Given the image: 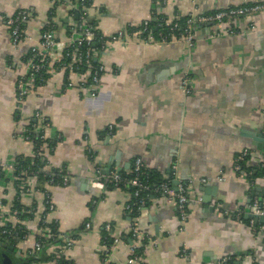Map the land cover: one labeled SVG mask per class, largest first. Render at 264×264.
Here are the masks:
<instances>
[{"label": "crops", "instance_id": "0c3cea01", "mask_svg": "<svg viewBox=\"0 0 264 264\" xmlns=\"http://www.w3.org/2000/svg\"><path fill=\"white\" fill-rule=\"evenodd\" d=\"M263 1L90 0L88 23L105 39L95 57L104 66L99 82L81 86L87 77L80 72L48 65L47 79L26 96L20 106L23 119L16 125L17 81L26 75L28 52L49 21L55 24L54 37L67 42L77 12L67 0L59 6L50 0H0V160L34 157L35 146L24 125L40 111L52 142L43 149V167L63 169L69 178L66 185H44L54 204L50 220L60 235L73 238L62 252L50 251L52 259L44 264H58L55 255L66 264H221L228 256L236 257L232 264H264V231L252 233L245 215L246 222H239L214 205L249 212L257 200L264 207V195H251L260 192L264 180L256 179L250 187L245 177L231 171L241 149L249 148L254 161L262 153L249 134L264 137V9L230 21L229 27L195 28L192 46L182 40L146 43L136 30L130 31L161 14H204ZM22 8L32 13L25 26L29 39L13 46L5 19ZM119 31L124 35L111 40ZM79 66L74 65L75 70ZM185 76L189 93L182 85ZM136 157L161 178L186 184L189 214L183 231L173 200L152 195L148 206L132 212L126 207L132 198L128 190L91 185L95 166L104 175L127 172ZM222 172L225 180L217 181ZM7 178L0 183L5 204L17 197L12 176ZM204 178L218 187L211 200L213 212L201 199ZM19 198L25 208L36 210L22 220L28 236L14 247L21 255L36 241L45 198L38 192ZM106 223L119 237L108 253L102 244ZM133 226L145 242H137L138 261L129 262L136 243ZM58 239L49 246L62 244Z\"/></svg>", "mask_w": 264, "mask_h": 264}, {"label": "built area", "instance_id": "2783aa9c", "mask_svg": "<svg viewBox=\"0 0 264 264\" xmlns=\"http://www.w3.org/2000/svg\"><path fill=\"white\" fill-rule=\"evenodd\" d=\"M53 6H59L65 3L63 0H50ZM71 5L76 6V14H77V22L75 24L74 30L72 31L73 35L69 37L67 42L59 41L54 37L53 29L51 27L44 28L40 33V39L37 45L31 47L30 55L26 60V67L27 72L24 77H21L17 81V96H18V107H17V115L18 112L20 113V106L22 107L23 101L26 96L30 95L35 88L37 87V79L39 78L42 81V78L38 77V73L40 74L42 71L48 70V65L50 64H59L63 68H68V70L73 71L75 70L74 65H81L84 67V70L80 72V75L83 77H87L85 83H81V86H86L87 83H90L91 86L96 85L102 73L104 72V66L102 63L97 61V63L93 64L92 59H95L98 56L100 48L95 47L96 41L101 39L103 44L105 43L104 36L97 31V29L88 23V12L87 7H84V0H67ZM82 7V8H81ZM264 9V1L263 2H255V3H247L240 6H230L218 9L212 13H204V14H195L189 13L187 15V19L185 24L180 27L177 21V15L169 19H158V26L162 28H168L169 31L179 30L180 33L178 37H172L170 40L167 39V35L164 34L163 31H159L157 37H154L151 34L141 36L146 31L147 22L144 21L142 29H137L135 32L139 34L143 39V42L146 43H157V44H168L170 42L175 41H185L188 45L192 46L195 42V35L194 31L195 28H200L206 26V29L214 28L216 26L225 25L229 27L230 21L242 18L248 15H251L259 10ZM32 13L26 9L22 8L14 13L12 16H8L5 19L6 24L9 27L10 33V40L13 46H18L24 41L28 40V35L26 33V23L31 18ZM211 26V27H210ZM144 27V28H143ZM215 33V32H214ZM124 33L121 31L117 32L116 35L111 37V40H119ZM102 48V46H101ZM97 59V58H96ZM76 63V64H75ZM47 67V68H46ZM189 77L185 76L182 82L184 91L189 93L191 90ZM87 82V83H86ZM67 85L71 86L70 81L66 82ZM264 117V109L262 111ZM33 120L31 124V128H25L24 132H33L37 133V138L42 141L43 143L39 144L38 141L34 142V146L36 147L38 143V148L34 150V156L41 155L42 151L45 147L44 141L48 139V128L49 123L46 118L42 115L40 111H34L32 116L28 118V120ZM16 125H20L21 120L20 116L15 120ZM113 125H109V128L112 129ZM29 137V133L26 134ZM251 151L249 148L241 149L238 154L234 158V162L231 166V171L236 174H240L246 178L247 173L243 170V166L245 167H252L264 170V151L260 154L259 158L254 161L252 160ZM46 165V164H45ZM133 171L137 174L144 173V169L147 166L144 165L143 159L141 157H136L132 163ZM29 166L24 169H20V167H16V161L13 159H5L0 160V175L5 174L12 176V179L15 183V187L17 190V198L19 196L25 195H33L34 193H43L44 194V209L40 214V221L45 222L50 220L51 213L54 209V204L52 199L49 195L48 189L44 188V185L48 187V185H52L55 177L58 175L61 176L62 185H66L69 183V178L66 173H64L63 169H60V173H56L50 171L48 168L43 169H36L32 171H28ZM18 171V172H17ZM40 173L45 178L40 177ZM94 178L92 179L91 185L93 187L103 189L108 186H131L135 187L136 190L133 192V197H136L132 202H129L126 207L129 210H132L133 207H136L138 211L143 210L145 208V198L140 197L141 191H149L154 194H159L164 196L166 199L173 200L175 202V207L178 216V229L180 231L184 230L185 222L188 218V202L189 196L186 188V184L178 182L177 187L174 188L171 180L169 177L167 179L163 178V182L155 187H150L148 185H144L140 183L137 177L127 178L123 177L118 171H112L108 175H104L102 173V169L99 166L94 167ZM248 185L251 187L254 185L256 179L257 180H264V173L260 177L256 178H246ZM217 181H224L225 177L223 172L216 177ZM202 183H211L208 179H202ZM1 183V182H0ZM1 185V184H0ZM55 186V185H53ZM59 186V184H58ZM1 189V186H0ZM217 209L222 210V213L225 214L227 217L235 218L239 222H244L242 216L245 215V211L243 209H223L219 203H214ZM252 207H255V211L249 213L255 215H264V207L261 202L254 200L252 203ZM251 207V208H252ZM251 210V209H250ZM26 213L32 214L35 213L33 206H28L25 209ZM24 211V212H25ZM21 212L15 204V200L11 203H4L0 197V240L4 241V237L16 238L17 233L16 229L18 228L19 224H23L21 220ZM247 224L249 225L252 233L257 234V232L264 231V227L262 224H255L254 220L251 218L248 220ZM91 225L90 222H86L84 224V230L90 229ZM104 238L109 236L111 238V243L108 245L104 244L105 252H110L111 249L114 247L119 241V237L115 235L113 232V227L110 223H106L103 226ZM39 235L43 236L44 238H48L51 235L50 230L48 227H40L38 229ZM28 236V235H27ZM27 236L23 239L25 240ZM62 239V244L58 246H47L46 248L39 241H35L32 248H28L24 253L20 256L23 259L27 257L28 254H33L35 252L44 251L46 255L50 254V251L55 253L62 252L65 248L72 246L73 238L69 237L67 233L59 235ZM131 238L135 240V244H132L130 248V257L129 262L138 261V248L139 244L137 242L143 240L145 242V236L141 234L136 226L131 227ZM103 239V236H102ZM6 242V241H4ZM22 242V240L20 241ZM18 242V243H20ZM8 243V242H7ZM17 243V244H18ZM10 244V243H9ZM12 245V244H11ZM15 247V246H14ZM51 248V249H50ZM183 253H186V248L183 247L181 250ZM187 257L188 255H183ZM231 259H236V257L228 256L223 258L220 262L221 264H229ZM45 262L35 261L31 264H44Z\"/></svg>", "mask_w": 264, "mask_h": 264}, {"label": "trees", "instance_id": "16d2710c", "mask_svg": "<svg viewBox=\"0 0 264 264\" xmlns=\"http://www.w3.org/2000/svg\"><path fill=\"white\" fill-rule=\"evenodd\" d=\"M63 1H65V0H63ZM84 1H85L84 7L89 6L90 0H84ZM212 12H214V11H212ZM212 12H208V13H212ZM158 19H169V18L166 15H162L161 14L158 17H156L154 20H152V19L147 20L146 21L147 22L146 31L143 34H141V36L151 34L154 37H157L158 32L161 30V31L164 32V34L167 35V39H169V40L172 37H178V34L180 33L179 30L169 31L168 28H162L161 26H158L157 25L158 24ZM186 19H187V15L186 16H179L178 17L177 21H178L180 27H182L185 24ZM143 23H142L141 27H139L138 29H142ZM91 25L94 26L93 23ZM49 27H51V29L54 30L55 29V24L52 21H49L48 24H47V26H46V28H49ZM135 30H137V29H135L134 27L130 28V31H135ZM101 46H103V41L101 39H98L96 41L95 47L101 48ZM30 53H31V51L28 52L27 57L30 55ZM92 63L95 64V63H97V61L95 59H92ZM83 70H84V67L79 66L74 71L75 72H82ZM46 72L47 71L44 70L40 74L38 73V77L42 78V81H40V79L38 78L37 81H36L37 85L40 84V83H43L45 81V79H47V76L48 75L46 74ZM18 115L20 117L22 116V115H20L19 112H18ZM18 115L16 114L15 117L18 118ZM32 123H33V120L32 119L31 120H28V123L25 124L24 126L25 127H28V128H31V124ZM28 133H29V137L34 142H37L38 141L39 144L43 143L42 141H40L37 138V134H35L33 132V130L30 131V132H26L25 135L28 134ZM38 143H37V145H36V147H35L34 150H36V148H38ZM44 144H45V146H51V144H52L51 139H46V141H44ZM90 157L92 158L91 155H90ZM15 161H16V167H20V169L21 168L24 169L27 166H29L28 171H32V170H36V169H43V166H44L43 162L45 163L44 156H43V151H42V156L41 155H36L33 158H31V157H25V156H20L19 155V156L16 157ZM243 170L247 173L246 178H253L254 179L256 177L262 176L263 173H264V170L261 169L260 167H258V168L256 167V168H253L252 169V167H245V166H243ZM53 172H56V173L59 174L60 173V169L59 168H56V169L54 168L53 169ZM120 174L123 177H127V178L137 177L138 180L140 181V183H142L144 185H148L150 187H155V186L159 185L161 182L164 181L163 178H161V175H160L159 172H157L154 169L147 168V167H146V169H144V173L137 174L136 172L133 171V165H132L131 166V169L129 171H127V172H120ZM39 176L42 177V178H45V177L42 176V173H40ZM3 178L8 179L7 178V175L1 174L0 175V182H1V180ZM62 179L63 178L58 175L57 177H55L54 181L52 182V185H58V184L59 185H62ZM109 187H114V186H109ZM119 187L120 188H124V189H126V190L129 191V193L132 196V198H131V200L129 202H132L135 199H137L136 197H133V195H132L133 192L136 190L135 187H131V186H119ZM152 195L153 196H156L158 194H154V193H151L149 191H144V190L140 192V197H144L145 200H146L145 201V206H148L149 205L150 199H151ZM15 204H16V206H17V208L19 210H22L21 215H20L21 220L27 218L29 215L25 211L26 208L21 204L20 198H17L16 197ZM131 211L132 212L137 211L136 207H133V209ZM242 219H243V221H245L244 216H242ZM247 222H248V220H247ZM39 227H48L49 230H50V233L52 235V236H50L48 238H44L43 236H41L39 234L36 235V241H39L43 245L44 248H46L48 245H50L52 243L58 242V240H59L58 239L59 238L58 236L60 235V232L58 231V225H57V223L55 221L47 220V221L42 222V223L40 221ZM16 233H17V237L16 238H10L8 236V237H4L3 240L6 241V242H8V243H10V244H12L13 246H16L18 242H20L21 240H23L28 235V230L25 228V226L23 224H19L18 225V228L16 229ZM105 235L106 234L103 233L102 244L108 245V244L111 243L112 240H111V238L109 236H106V238H104ZM137 252H138V255L141 254V251H140L139 248H138V251ZM50 256H47L44 251H40V252H35L33 254H28L27 257H24L23 256V260L28 261L30 264L31 263H34L35 261L46 262L47 260H49V258L52 259V257H50ZM52 256H54V255H52ZM56 256L57 255H55L54 257L57 259L56 262H58V264H66V262L64 261L63 258L56 257ZM233 261H234V259H231L229 261V264H232Z\"/></svg>", "mask_w": 264, "mask_h": 264}, {"label": "water", "instance_id": "95a60500", "mask_svg": "<svg viewBox=\"0 0 264 264\" xmlns=\"http://www.w3.org/2000/svg\"><path fill=\"white\" fill-rule=\"evenodd\" d=\"M249 136L254 139L255 141L254 143L257 146L258 150H261L263 152L264 151V137L259 138L253 134H249ZM108 170H109V167H108ZM178 182L179 181L176 179L172 180V184L174 188L177 187ZM255 188L258 189V187H255ZM217 189L218 187L216 185H212L210 183H206L200 186V191H202V195H201L202 202L204 203L206 209L212 212H213V205H211V200H212V197L216 195ZM258 190H260V192H257V193L252 192L251 195L263 196L264 187H261V188L259 187ZM246 201L249 203L250 199ZM255 209H256L255 207H252L250 211L253 212L255 211ZM245 218L246 219L252 218L256 225L264 223V215H255V214H252L246 211ZM20 259H22L20 258V253L15 251V248L13 245L0 240V264H29L28 261L20 260Z\"/></svg>", "mask_w": 264, "mask_h": 264}, {"label": "flooded vegetation", "instance_id": "af4514ba", "mask_svg": "<svg viewBox=\"0 0 264 264\" xmlns=\"http://www.w3.org/2000/svg\"><path fill=\"white\" fill-rule=\"evenodd\" d=\"M20 260H23V259H20Z\"/></svg>", "mask_w": 264, "mask_h": 264}]
</instances>
